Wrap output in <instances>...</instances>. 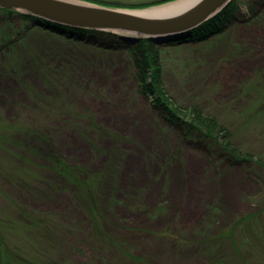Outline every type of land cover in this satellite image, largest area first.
<instances>
[{
    "label": "rangeland",
    "instance_id": "obj_1",
    "mask_svg": "<svg viewBox=\"0 0 264 264\" xmlns=\"http://www.w3.org/2000/svg\"><path fill=\"white\" fill-rule=\"evenodd\" d=\"M235 3L221 33L158 42L162 77L170 95L215 113L238 146L259 156L264 119L239 112L253 111L264 94V0ZM112 37L85 44L0 14V219L58 215L53 223H63L81 264H264L263 217L243 219L264 209V172L183 140L139 93L128 50L118 46L129 44L113 46ZM24 139L80 166L83 176L101 173L100 181L81 191ZM21 170L31 175L19 177Z\"/></svg>",
    "mask_w": 264,
    "mask_h": 264
},
{
    "label": "trees",
    "instance_id": "obj_2",
    "mask_svg": "<svg viewBox=\"0 0 264 264\" xmlns=\"http://www.w3.org/2000/svg\"><path fill=\"white\" fill-rule=\"evenodd\" d=\"M90 1L106 6L142 8L172 0H139L138 2H132L130 4H118L96 0ZM236 8L237 5L235 0H232L218 14L209 18L202 24L188 31L169 36L162 39L160 42L178 43L183 40H206L209 33H221L224 27L234 20L235 17L233 13ZM0 14L5 16L8 21L12 20L15 16H19L25 19V21H31L34 25L55 32L61 37L64 36V38L69 40H82L85 44L94 42L95 37L99 34H103L102 37L105 35V31L70 27L50 22L34 15L21 13L13 9H4L0 7ZM109 34L113 36L111 35L112 33ZM113 42H116L111 43L113 46L119 43L129 44V48H122L123 45L118 46H120L119 48L121 50H128V53L125 52L130 57L129 61L137 79L139 93L142 96L149 97L152 106L161 108L162 118L165 123L168 124V126L176 128L183 140L198 143V146H204L206 148L205 150L208 151H212L213 149L219 150L222 158L228 160L232 166L255 165L264 172V154L258 156L238 146L234 140L235 131L225 123L223 119L196 103L183 104L169 94L163 83V52L158 42L151 41L146 37H142L137 41L121 39L120 41ZM105 46L106 45H100L99 47L104 48ZM41 62L43 63V61ZM43 66L45 71L49 72L48 69L51 68L50 65H46L45 63ZM257 99L258 101H255L256 103L252 105L253 111L250 110L251 108L249 109V105H247L239 113L243 115L247 113L251 120L256 119L260 121L264 119V94H260ZM260 136L264 140V127L260 132L259 137ZM23 142L26 147L31 149V152L38 151V153L42 154L44 164L47 168H50L58 178L65 181L67 180L71 184L77 186L81 191L92 190L101 179V173L83 176L80 172V170H82L80 166L70 164L61 155L57 154L58 156L51 158L52 152H46L41 146L27 144L25 139ZM0 147H2V145H0ZM25 154L29 155L27 151H25L24 155ZM26 163L30 164L28 160ZM28 172L29 171L21 170L22 174L20 173L18 176L23 178L29 174ZM30 175L31 173L28 176ZM89 206L90 209H93L92 207H95V204L90 200ZM260 212L248 215L243 219H251L257 215H262L264 220V209ZM94 213L95 219L102 220L104 218L101 211L95 210ZM57 216L58 215L49 212L35 211L32 212V214H28L27 212L20 211L18 219L16 218L14 220L12 217H5L6 219L1 218L0 264H81L73 258L74 251L72 248H69L70 243L68 245L64 242V240H66V229L61 226L63 223L60 225L57 224V227L54 225L53 222H55V220H57V223L61 222ZM260 234L264 235L263 232ZM105 235L110 244L121 246L112 234L107 233ZM121 249L124 248L121 247ZM124 251L126 253L127 249H124ZM34 259L37 261H34Z\"/></svg>",
    "mask_w": 264,
    "mask_h": 264
},
{
    "label": "water",
    "instance_id": "obj_3",
    "mask_svg": "<svg viewBox=\"0 0 264 264\" xmlns=\"http://www.w3.org/2000/svg\"><path fill=\"white\" fill-rule=\"evenodd\" d=\"M231 1L199 0L170 15L153 13L147 8L106 6L89 0H0V7L70 27L118 33L125 40L146 37L160 42L202 24Z\"/></svg>",
    "mask_w": 264,
    "mask_h": 264
},
{
    "label": "bare ground",
    "instance_id": "obj_4",
    "mask_svg": "<svg viewBox=\"0 0 264 264\" xmlns=\"http://www.w3.org/2000/svg\"><path fill=\"white\" fill-rule=\"evenodd\" d=\"M199 0H176V1H172L170 3H168L165 6H161L158 8H154L151 9V12L153 13H175L178 11H183L189 7H191L192 5L196 4V2H198ZM102 33V32H101ZM106 37H110L109 33H112L111 35L115 36L112 37L114 40L113 41H120L122 39V37L118 34V33H114V32H104ZM103 35V34H101ZM125 40V39H124ZM112 43H116V42H112Z\"/></svg>",
    "mask_w": 264,
    "mask_h": 264
}]
</instances>
